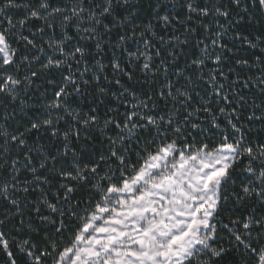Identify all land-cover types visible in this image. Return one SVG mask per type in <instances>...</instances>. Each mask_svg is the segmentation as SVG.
Returning a JSON list of instances; mask_svg holds the SVG:
<instances>
[{
    "label": "snow or ice",
    "instance_id": "6c2138e0",
    "mask_svg": "<svg viewBox=\"0 0 264 264\" xmlns=\"http://www.w3.org/2000/svg\"><path fill=\"white\" fill-rule=\"evenodd\" d=\"M0 264H264V0H0Z\"/></svg>",
    "mask_w": 264,
    "mask_h": 264
},
{
    "label": "trees",
    "instance_id": "16d2710c",
    "mask_svg": "<svg viewBox=\"0 0 264 264\" xmlns=\"http://www.w3.org/2000/svg\"><path fill=\"white\" fill-rule=\"evenodd\" d=\"M67 235H68V233L65 234V236H67Z\"/></svg>",
    "mask_w": 264,
    "mask_h": 264
}]
</instances>
